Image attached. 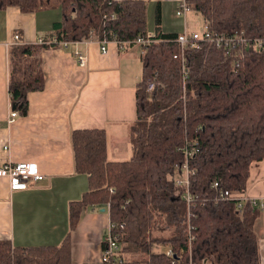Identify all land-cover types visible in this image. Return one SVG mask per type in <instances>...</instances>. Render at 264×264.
Returning a JSON list of instances; mask_svg holds the SVG:
<instances>
[{"label": "trees", "instance_id": "obj_1", "mask_svg": "<svg viewBox=\"0 0 264 264\" xmlns=\"http://www.w3.org/2000/svg\"><path fill=\"white\" fill-rule=\"evenodd\" d=\"M214 32L248 40L264 36V0H188ZM62 20L58 41H132L147 35L145 0H58ZM23 12L53 5L51 0H0ZM114 14V16L112 15ZM160 18L158 19V21ZM179 33L158 27L155 41L141 55L143 71L136 89V120L131 127L132 155L112 161L104 129H75L72 142L76 169L89 177L82 198L70 204V228L90 205L110 204L112 232L121 248L117 264H261L256 221L261 210L246 202L217 200L213 183L245 190L253 162L264 159V47L226 53L201 42L181 57ZM44 43H15L9 48V92L14 110L27 115L29 93L45 88L40 52ZM155 88L149 92L148 82ZM196 144L191 159L189 209L178 184L184 148ZM162 224L160 225V223ZM194 239L190 240L189 226ZM169 229L158 237L153 229ZM70 233L60 245L16 246L0 239V264H72ZM161 241L179 256L153 251ZM191 244V247H190ZM183 250V251H182ZM143 252L127 257L124 252Z\"/></svg>", "mask_w": 264, "mask_h": 264}, {"label": "crops", "instance_id": "obj_2", "mask_svg": "<svg viewBox=\"0 0 264 264\" xmlns=\"http://www.w3.org/2000/svg\"><path fill=\"white\" fill-rule=\"evenodd\" d=\"M145 1L148 35L155 36L158 27L164 33L192 31L188 23L192 14L180 17L165 11L167 5L175 9L181 0ZM62 16L56 3L32 12L14 5L0 8V166L7 161H32L45 175L25 189H11L8 178L0 177V239L25 247L60 245L70 233L72 264H103L111 222L106 206L90 205L76 228H70V204L89 188L88 174L76 169L72 132L104 129L108 158L122 161L131 157V127L136 120L144 49L139 44L110 40L104 52L94 36L52 45L55 24ZM16 33L22 43H40L44 38L50 46L40 52L45 88L30 92L28 114H18L10 122L14 108L8 43ZM77 52L87 57L84 64ZM246 191L264 200V159L251 164ZM260 210L256 231L264 264V208Z\"/></svg>", "mask_w": 264, "mask_h": 264}, {"label": "built area", "instance_id": "obj_3", "mask_svg": "<svg viewBox=\"0 0 264 264\" xmlns=\"http://www.w3.org/2000/svg\"><path fill=\"white\" fill-rule=\"evenodd\" d=\"M191 8L188 0H181L179 3V8L177 13L179 15L186 14L187 10ZM114 16V14H112ZM101 42V48L104 52L107 51V43L110 41L107 38L99 40ZM155 41V36L153 35H139L136 39L130 41L134 43H140L143 46H146ZM176 41L180 44L181 47V57L184 59V52L189 48H199L201 42H212L215 43L217 47L224 48L226 53L230 52L234 49H242L244 47H249L251 41L256 43V46L264 47V36L255 38L254 40H248L245 37L240 35L226 36L219 34L218 32H214L210 29L209 25L205 23V30L202 34L196 31H188L180 33L176 39ZM46 42L44 38L40 40V43ZM21 43L20 34L16 33L13 37V40L8 44ZM60 43L62 45H67L68 41L61 40ZM77 57L81 64L86 62V56L82 52H77ZM155 88V82H148V91L152 92ZM18 116V111L13 110L10 114L9 121L12 122ZM185 159L179 165L181 169L180 176L177 177V183L182 185H186V190L183 193L184 198L186 199L189 209L192 205L195 204V197L193 196L190 190V175L193 171H191L190 162L191 159L197 154L199 149L196 144L191 145L187 144L184 148ZM0 177H6L9 180L11 189H25L29 187L31 182H37L42 180L45 175L40 171L39 166L36 162L32 161H23V162H12L7 161L0 166ZM213 187L218 191V195L216 197L217 200H227V201H235L237 202L239 207H243L246 202H251L253 207L263 209L264 208V200L261 198H257L251 194H249L246 189L241 191L231 190L226 188L223 183L219 180L214 181ZM106 208L110 212V204L106 205ZM114 224L110 222V231L106 237L105 245L103 248L101 261L103 264H117L119 249L121 248V244L118 236L114 235L112 232V227ZM192 226H189L190 230V240L194 239V235L191 233ZM191 247V244H190ZM162 251V250H161ZM159 251V252H161ZM168 255L173 256L174 260H178V254L172 249L168 248L165 250ZM183 251V250H182ZM189 264H193V257L190 252L189 255Z\"/></svg>", "mask_w": 264, "mask_h": 264}, {"label": "rangeland", "instance_id": "obj_4", "mask_svg": "<svg viewBox=\"0 0 264 264\" xmlns=\"http://www.w3.org/2000/svg\"><path fill=\"white\" fill-rule=\"evenodd\" d=\"M51 1H52L53 5H54V3H56V4L58 3V0H51ZM147 7H148V4H147ZM178 8H179L178 5H176L175 9H171V7L167 5L165 8V11L170 12V14L176 13L178 16L184 17V15H179L177 13ZM188 14L189 15L192 14V22H188L190 25V29H192V31H196V32H199L200 34H202L205 30V21L203 19L202 14L193 8H189L187 10V15ZM151 20L154 21V18H152ZM152 23H155V27H156V22H152ZM147 24H148V22H147ZM148 32H149V30H148ZM124 43H134V42L127 41ZM134 44H139L140 47L145 50V46H143L142 44H140V43H134ZM161 224H162V222L160 223V225ZM169 233H170V230L168 228L164 229V227L163 228L158 227V228L153 229V234L154 235L156 234V236H158V237H167V236H169ZM166 249H168V247L163 242H161V241L153 242V251H161V250L164 251ZM124 254L127 257H134V258L143 257V252H141V251L140 252L126 251V252H124Z\"/></svg>", "mask_w": 264, "mask_h": 264}]
</instances>
